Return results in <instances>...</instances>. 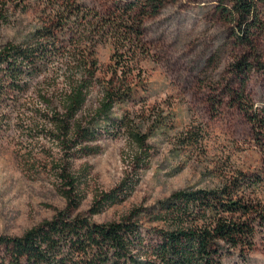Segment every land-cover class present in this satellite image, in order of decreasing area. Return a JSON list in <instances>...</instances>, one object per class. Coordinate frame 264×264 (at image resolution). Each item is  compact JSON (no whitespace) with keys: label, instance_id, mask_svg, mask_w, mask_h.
<instances>
[{"label":"rangeland","instance_id":"1","mask_svg":"<svg viewBox=\"0 0 264 264\" xmlns=\"http://www.w3.org/2000/svg\"><path fill=\"white\" fill-rule=\"evenodd\" d=\"M89 1L105 9L106 18L114 4L139 0ZM228 5L229 0H171L144 20L133 58L127 44L110 36L98 49L101 72L79 117L82 127L92 123L100 87L115 70L114 78H126L132 87V98L115 106L109 122L94 124L92 138L81 144L50 125L48 107L37 96L40 88L31 85L13 106L10 129L0 136V236L20 237L51 220L65 210L64 195L71 191L80 200L73 214L95 224L132 215L152 243L156 230L171 228L165 203L173 194L212 190L238 171L264 169L250 125L230 96L239 84L231 64L244 49L235 45L224 10ZM261 10L264 21V5ZM35 24L24 18L3 27L0 42L15 34L23 37ZM256 46L263 68L253 64L244 95L264 108V33ZM117 53L128 67L113 61ZM55 79L61 89L62 81ZM52 83L48 77L43 85ZM49 97L45 100L55 107L57 100ZM70 180L74 190L67 186ZM113 191L117 202L91 215L94 202ZM222 264H264V229H258L244 261L232 254Z\"/></svg>","mask_w":264,"mask_h":264},{"label":"trees","instance_id":"2","mask_svg":"<svg viewBox=\"0 0 264 264\" xmlns=\"http://www.w3.org/2000/svg\"><path fill=\"white\" fill-rule=\"evenodd\" d=\"M170 1L114 4L105 18V9L89 0H0V30L24 18L37 22L23 37L15 34L0 42V136L11 127L13 106L35 83L38 98L48 107L45 116L57 132L71 135L77 144L92 138L93 125L109 122L115 106L132 98V87L126 78H114L115 70L100 87L92 123L82 127L79 117L101 72L98 49L113 36L127 44L125 50L133 58L144 20L157 16ZM261 5L264 0H229L224 10L233 24L235 45L244 49L230 68L239 83L230 90L232 105L249 123L254 145L264 157V108L255 107L244 95L253 64L263 68L255 57L256 39L264 33ZM124 60L118 53L113 58L123 64L119 67H128ZM48 77L53 85L45 87ZM56 77L63 83L61 89ZM48 96L57 100L55 107L45 100ZM72 180L67 186L74 190ZM71 196V191L65 192L66 208L51 220L20 237L1 235L0 264H222L232 254L244 261L254 248L258 229H264L263 168L238 171L212 190L173 194L165 203L171 228L156 230L152 243L145 241L132 215L95 224L87 216L73 214L80 200ZM116 200L114 191L103 194L89 212L97 214Z\"/></svg>","mask_w":264,"mask_h":264}]
</instances>
